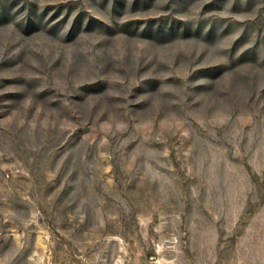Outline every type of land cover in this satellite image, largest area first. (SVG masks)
Returning a JSON list of instances; mask_svg holds the SVG:
<instances>
[{
	"label": "rangeland",
	"instance_id": "374dc122",
	"mask_svg": "<svg viewBox=\"0 0 264 264\" xmlns=\"http://www.w3.org/2000/svg\"><path fill=\"white\" fill-rule=\"evenodd\" d=\"M0 264H264V0H0Z\"/></svg>",
	"mask_w": 264,
	"mask_h": 264
}]
</instances>
